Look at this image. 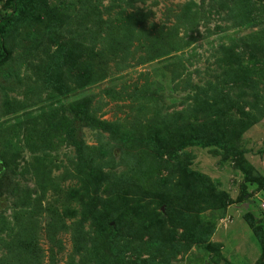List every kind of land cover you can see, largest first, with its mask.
<instances>
[{"label": "rangeland", "instance_id": "1", "mask_svg": "<svg viewBox=\"0 0 264 264\" xmlns=\"http://www.w3.org/2000/svg\"><path fill=\"white\" fill-rule=\"evenodd\" d=\"M11 3L0 0V18ZM48 3L59 26L39 14L30 23L18 16L3 37L0 259L19 264L7 249L25 234L39 245V264H255L261 247L248 219L262 221L264 211L257 182L264 181V0ZM111 42L101 79L80 88L62 69L57 87L44 84L48 59L61 44L74 66L90 60L86 48ZM62 84L66 94L59 93ZM152 97L161 116L182 123L186 106L208 100L212 115H192L193 126L182 133L211 144L181 148L166 119L130 133L133 142L121 152L122 140H111L113 121L133 120V127L134 115L156 112L154 103L139 109ZM85 98L93 126L69 109ZM140 143L152 165L144 178L123 153ZM118 175L131 181L119 183ZM179 213L193 224L190 237ZM158 228L159 242H152Z\"/></svg>", "mask_w": 264, "mask_h": 264}, {"label": "trees", "instance_id": "2", "mask_svg": "<svg viewBox=\"0 0 264 264\" xmlns=\"http://www.w3.org/2000/svg\"><path fill=\"white\" fill-rule=\"evenodd\" d=\"M37 14L40 15L41 22H42L41 19H44V17L49 18V21H48L49 27L59 26V23L61 22L60 18L55 16L57 15V13L54 11V8L49 5L48 0H12L11 12H9L8 14L0 18V57L6 56L4 54L6 51V47L3 42V37L7 34L9 30L8 23L12 20H14V23H18V16L21 17L22 22L30 23L31 21L34 20V18L39 19L37 17ZM123 19L127 23L129 22V20H131L128 15L125 16ZM120 20L122 22V16L120 17ZM125 36L127 38V32ZM115 40L116 38L113 41L115 42ZM114 42L113 43L111 42L110 45L106 48L104 47L99 48V50L97 51H95V49H92V47L86 48L85 52H90V54H88V57H90V60L86 59V60L81 61V63L79 64L75 63L74 66L72 64H69L67 60L68 54L66 52V49L68 46L66 44H61L60 48L59 47L56 48L57 50L61 49V51L57 52L55 50L54 53H52L51 58L48 59V62L45 68L46 80L44 81V84L49 88L57 87V84L59 83V78L61 76L62 69L63 70L67 69L69 71V74H70L69 78L73 81V83H75L80 88L85 87L87 82L92 83V82H95L97 79H101L102 77L105 76V74H103V71L108 67V64H107V62L109 61L108 54H110L111 48H114L115 46ZM84 54L87 55V53H84ZM8 70L6 71L5 75L6 77H11L12 69H8ZM66 87L68 89L67 84H66ZM58 89H59L60 94L67 93V89L64 87L63 84ZM132 95H136V91L133 92ZM152 98L155 101H150L147 103V101L144 100L142 103L139 104V107H140L139 109L143 110L144 108H146L147 106L146 104L154 103L152 109L156 110V112H154L153 114L149 113L150 116L146 115V112L144 114L134 115L133 116L134 120L138 122L133 127H128L130 122H132L133 120H131L130 122L128 121L126 122V120L123 122H118L117 120L113 121L112 123L113 131H114V134L116 135H114L113 139L111 140L112 141L117 140L115 138L116 136L118 137L119 140L120 139L122 140L123 143H122V146H120L121 152L125 146L130 147L131 143L133 142V140L128 139L130 133L140 131L143 127L145 128L150 127V129L152 130L153 124L155 121H160L163 123L166 119H168L163 123V125L164 127L165 126L169 127L170 126L169 122L173 124L172 126H174L176 130L172 132L171 134L174 136L173 141H175L177 138L180 140L183 139L184 137V134L182 133L183 126L185 125H190L189 127L193 126V122L191 118L189 117H191L192 115H197L198 117L203 116L204 113H206L207 116L212 115L211 113H208L209 110L206 108L208 106L211 107V104L209 103V101L208 100L202 101L201 98L199 97L198 99L199 101L196 102L195 106H188V107L186 106L180 112V114L184 118L183 121L185 123L178 122L177 118L171 114L161 116V114L157 112L159 109L158 101L156 100L155 97H152ZM136 99H139V98H136ZM89 102L90 100L88 98H85L79 101V103L70 105L69 106L70 112L74 115L75 118H79L82 121H88L90 123L92 118H91V106H89ZM215 114L217 116V113ZM215 121L219 122V119L216 117ZM90 125L92 124L90 123ZM126 125L128 128L126 127ZM95 126H104V125L102 123H97ZM215 127L217 128V125ZM156 128H157V131H162L161 125L156 124ZM183 141L184 143L183 145H181V148H184L186 146H193V145L206 147L211 144V142H206L201 139H196L192 136L186 137L185 139H183ZM213 143L218 144V137L214 138ZM146 147L148 146L140 143L139 147H137V145H132L130 149H127L125 150V152H123L126 155L127 161H129L132 158H135V162H136L135 168L138 173L140 174L142 173L143 175L142 178L147 177L148 174H150V170L152 167V165H150L148 161H146L148 157V154L144 152L148 149ZM135 168L132 167L131 169L133 170ZM241 169L243 171L245 170L244 168H241ZM117 179H118L117 182L119 183L120 182L124 183L125 181H128V182L131 181V178L125 177L124 175H118ZM138 179H141V177H137L136 181ZM244 180L245 182L252 181L251 178L248 177V175L245 176ZM257 182L264 189V181L262 180V178L258 179ZM242 189H243V192H245V183L242 184ZM262 215H263V220L259 222H257L255 218L250 219V216L248 219V224L250 226L253 225V234L257 238L260 244V247H261L260 257L257 259L255 264H264V211L262 212ZM178 219H179V223L183 226L182 227L183 231L186 232V234H188L190 237V234H192L194 230H193V224L189 223L188 216L186 215V213H179ZM160 231L161 229L158 228L154 232L153 238L151 240L152 242H159V240H156V239L159 236ZM112 235L113 236L117 235L116 223H114L112 226ZM199 237L202 239L205 238V236H203L202 233L199 234ZM193 240H196V239L194 238ZM7 250L9 252H12L13 254L14 253L16 254L19 264H27V263L28 264H39V259L41 255L39 252V245L34 237L26 236L25 234L18 236V237H14V239L11 242H9ZM0 264H17V262L14 260V258L13 260L12 259L11 260L0 259Z\"/></svg>", "mask_w": 264, "mask_h": 264}, {"label": "built area", "instance_id": "3", "mask_svg": "<svg viewBox=\"0 0 264 264\" xmlns=\"http://www.w3.org/2000/svg\"><path fill=\"white\" fill-rule=\"evenodd\" d=\"M263 207H264V205H263Z\"/></svg>", "mask_w": 264, "mask_h": 264}]
</instances>
